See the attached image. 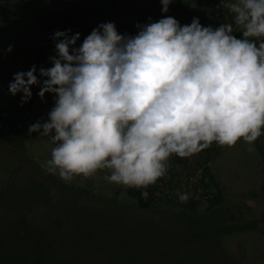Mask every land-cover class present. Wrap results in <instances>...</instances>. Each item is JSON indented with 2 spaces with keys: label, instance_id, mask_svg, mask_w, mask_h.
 <instances>
[{
  "label": "clouds",
  "instance_id": "1",
  "mask_svg": "<svg viewBox=\"0 0 264 264\" xmlns=\"http://www.w3.org/2000/svg\"><path fill=\"white\" fill-rule=\"evenodd\" d=\"M167 13L172 0H160ZM240 26L180 25L165 16L119 34L100 23L79 47L80 33L55 31L53 66L14 73L8 91L21 105L54 94L48 120L29 134L45 137L46 174L65 182L108 170L106 179L137 189L165 176L169 158L191 157L213 142L252 144L264 132V0H221ZM8 45L6 52L13 50ZM187 202V193H177Z\"/></svg>",
  "mask_w": 264,
  "mask_h": 264
},
{
  "label": "rangeland",
  "instance_id": "2",
  "mask_svg": "<svg viewBox=\"0 0 264 264\" xmlns=\"http://www.w3.org/2000/svg\"><path fill=\"white\" fill-rule=\"evenodd\" d=\"M80 1L0 0V108L21 104L22 93L13 96L8 86L14 73L29 70L38 55L47 26L38 19ZM109 1L103 5L104 0H91L85 19L93 29L133 8L129 20L115 22L116 29L124 28L154 6L148 0L116 5ZM157 1L155 8L162 7ZM196 1L172 0L169 14L178 3L189 8L200 4ZM171 15L182 21L180 14ZM80 20L84 17H74L61 31ZM230 20L234 22L232 15ZM10 44L14 47L9 53L5 49ZM55 55L56 51L49 54L45 69L53 66L49 58ZM35 90L38 93V85ZM53 106L54 94L45 93L43 101L38 96L35 105L22 114L24 122L18 131L0 140V254L11 252L20 235L51 242L55 256L64 264H264V222L225 232L226 226L260 219L264 212L263 156L255 141L251 151L242 138L233 146H221L210 162L219 204L203 206L208 201L200 200L202 207L190 209L177 195L179 191L200 196L195 183L201 179L203 149L180 162L173 154L167 171L182 178L184 188L164 189L155 205L144 208L129 194L128 186L105 178L108 170H98L88 178L75 176L69 182L45 173L41 165L51 158L52 146L38 133L29 134L28 128L38 120L47 121ZM261 137L264 141V134Z\"/></svg>",
  "mask_w": 264,
  "mask_h": 264
},
{
  "label": "trees",
  "instance_id": "3",
  "mask_svg": "<svg viewBox=\"0 0 264 264\" xmlns=\"http://www.w3.org/2000/svg\"><path fill=\"white\" fill-rule=\"evenodd\" d=\"M127 3L130 1L131 4L133 0H110L108 3L112 5H116L119 3ZM91 0H81L79 4L75 5L72 8L63 7L60 11H56L50 13L45 18H39L38 23H45L46 26V37L42 41L39 46L38 55L35 60L30 64L29 70L33 65L37 67V78L40 77L39 69L41 67L44 68L46 59L48 58L49 54L55 51V43L52 39L53 34L55 31H61L62 27L66 23L73 22L74 17H84V20H80L76 26L70 28L71 33H80V39L77 40L76 44H81L84 38L91 33L93 30V25L86 20V11L89 7ZM105 0L103 5L105 4ZM153 7L151 9H147L146 13L142 15V17L137 18L123 29H117L119 34H127L130 36H134L137 34L139 30L136 25L139 23L141 25L149 23V22H156L159 19L163 18L165 14L161 11V6L156 7L157 0L152 1ZM200 3V2H199ZM201 4V3H200ZM178 6H183L182 2L178 3ZM102 7L101 10H103ZM242 38V36L240 37ZM74 45V46H75ZM32 91V98L23 105L12 106L5 110V108H0L4 110H0V140L5 138V136L18 131L21 124L24 122V117L22 114L26 111H29L35 103V99L37 96L35 85L31 88ZM258 147L259 152L263 156V167H264V141L262 137H258L255 141ZM221 145L213 142L209 148L204 149V156L201 158L200 167H201V180L206 182L207 185L213 184L216 185L215 176L211 170L210 162L220 153ZM176 160L180 162L181 157L177 156ZM160 181H163V177L159 178ZM179 187V185H178ZM264 190V183L262 185ZM145 189L147 190V196L144 194ZM164 189H168L166 187L161 186L159 182L155 184L149 185L142 188H135L129 187L128 192L129 194L135 198L141 207L149 208L151 205H155L159 198V192L164 191ZM178 188H174L172 190L177 191ZM198 200L195 196L189 197L187 202L183 205L189 207L190 209H194L198 207ZM208 205L210 207L217 205L221 201V196L217 192L216 188L213 189V194L211 198L208 200ZM207 205V206H208ZM264 222V212L260 219H252L241 224H232L230 226H226L225 232L230 233L233 230H245L250 229V227L256 226L258 223ZM249 227V228H248ZM18 241L14 245L13 250L8 254H0V264H64L58 261L57 257L55 256L53 249H51V242L43 241L42 238L40 239H32L29 240L26 237L22 238L18 235Z\"/></svg>",
  "mask_w": 264,
  "mask_h": 264
},
{
  "label": "bare ground",
  "instance_id": "4",
  "mask_svg": "<svg viewBox=\"0 0 264 264\" xmlns=\"http://www.w3.org/2000/svg\"><path fill=\"white\" fill-rule=\"evenodd\" d=\"M152 1H155V0H148L149 3H151ZM128 4H131V2L129 1ZM152 7L153 6H150L147 9H151ZM169 11L167 14H169ZM171 14H173L175 16L180 14L182 16V21H181V22H183L182 26L185 24H190L192 22V19L195 17V18L199 19L200 23H201V21H205V24H202V26H212L214 29L219 27V24H220L219 22L222 18V15L220 12H216L214 14V16L212 17L211 11L210 10H203L202 5H200V4L196 5V6L189 7V8H185L184 6H182V7L176 6L173 9V13H171ZM171 14H169V15L172 16ZM223 18H224L223 20H225L227 18L229 24L235 25V22H233V23L231 22L230 16L223 17ZM181 22H179V24H181ZM240 32L235 35L237 38H240L242 36V34ZM137 34H138V32H137ZM173 177L176 178L173 181L175 183H172ZM156 182H159V184H161V186H166V188L173 187L172 189H174V188L181 189V188H184V185H185V183L182 181V178L179 179L178 176L175 175V173L172 174L170 171H167L166 175L163 176V181H160L158 179ZM178 185H179V187H178ZM195 185L198 186V189L215 188V186H213V184L207 185L206 182H204L201 179L198 181V183H195ZM207 205H208V203L206 205H203V206H207ZM198 207H202V205L200 204V205H198Z\"/></svg>",
  "mask_w": 264,
  "mask_h": 264
},
{
  "label": "built area",
  "instance_id": "5",
  "mask_svg": "<svg viewBox=\"0 0 264 264\" xmlns=\"http://www.w3.org/2000/svg\"><path fill=\"white\" fill-rule=\"evenodd\" d=\"M196 2H200L201 4L203 3L202 9L203 10H210L212 17L214 16V14L216 12H220L221 13L222 18H221V20L219 22L220 23L219 26L221 24L228 23V19L226 18L225 20H223L224 19L223 17L231 16V14H230L229 10L226 7H224V5L221 3V0H200V1L197 0ZM202 24H205V21H201V25ZM233 28L235 30L233 35H236L237 33H239L241 31L240 26L233 25ZM200 178H201V176H200ZM213 189L214 188H203V189H200L203 193L201 192L200 196L196 195V198L198 200L208 201L211 198L212 194H213Z\"/></svg>",
  "mask_w": 264,
  "mask_h": 264
},
{
  "label": "crops",
  "instance_id": "6",
  "mask_svg": "<svg viewBox=\"0 0 264 264\" xmlns=\"http://www.w3.org/2000/svg\"><path fill=\"white\" fill-rule=\"evenodd\" d=\"M132 10H133V8H132ZM132 10H130V12H125V14H118L117 15V17H116V19H113L112 20V22H117V20L118 21H125V20H129L132 16H133V14H132ZM232 16H233V14L232 13H230ZM234 17V16H233ZM123 29V28H122ZM48 59V58H47ZM47 59H46V61H47ZM45 64H46V62H45ZM38 96H36V98H37ZM35 101H36V99H35ZM34 105H35V103H34Z\"/></svg>",
  "mask_w": 264,
  "mask_h": 264
},
{
  "label": "flooded vegetation",
  "instance_id": "7",
  "mask_svg": "<svg viewBox=\"0 0 264 264\" xmlns=\"http://www.w3.org/2000/svg\"><path fill=\"white\" fill-rule=\"evenodd\" d=\"M8 253H10V250H9V252ZM8 253H6V254H8Z\"/></svg>",
  "mask_w": 264,
  "mask_h": 264
}]
</instances>
